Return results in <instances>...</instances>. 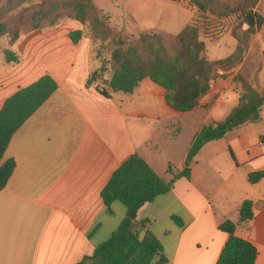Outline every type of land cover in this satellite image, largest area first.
<instances>
[{
    "label": "crops",
    "instance_id": "obj_1",
    "mask_svg": "<svg viewBox=\"0 0 264 264\" xmlns=\"http://www.w3.org/2000/svg\"><path fill=\"white\" fill-rule=\"evenodd\" d=\"M163 2L190 8L198 18L186 0ZM162 21L167 26L178 23V17L169 21L164 14ZM80 28L79 23L67 20L54 35L21 37L12 50L18 57L15 64H7L1 52L0 109L9 96L45 75L58 87L15 133L3 156V162H15V170L0 191V264H77L91 256L125 216L119 203L108 213L101 198L114 171L137 153L158 176L170 181L171 162L157 168L141 148L156 152L158 145L152 136L172 142L178 139L181 122H186L191 128L186 158L200 129L223 121L238 104L234 79L243 64L219 71L209 92L189 113L172 109L166 91L149 79L131 95L116 93L106 98L96 89L101 80L87 86L90 73L98 69L91 60L89 40L82 38L75 45L69 39L68 33ZM263 28L264 24L258 33ZM152 32L180 33L152 30L142 34ZM229 39L232 50L227 57L234 52L236 41L231 35L215 40L221 44ZM258 49L264 50V35L255 34L249 52ZM263 70L264 66L258 69V82ZM110 77V73L104 75V79ZM258 89L263 90L264 84ZM224 100L232 103L229 110H222ZM143 120L151 123V129L142 128ZM260 122L264 123V109ZM247 126L206 143L191 163L190 181L176 180L171 192L139 211L137 221L147 220L163 247L164 264H216L228 238L218 229L225 220L236 223V235L255 246L256 264H264V178L254 185L248 182L249 174L264 171V134L249 137ZM245 200L253 204L254 218L248 227L238 223Z\"/></svg>",
    "mask_w": 264,
    "mask_h": 264
},
{
    "label": "trees",
    "instance_id": "obj_2",
    "mask_svg": "<svg viewBox=\"0 0 264 264\" xmlns=\"http://www.w3.org/2000/svg\"><path fill=\"white\" fill-rule=\"evenodd\" d=\"M30 0H23L28 4ZM200 20H226L234 18L231 37L236 41L232 55L227 58L208 61L205 43L200 39L196 23L186 26L178 35L139 34L130 42L114 34L105 14L94 4V0H41L17 11V26L7 21L10 7L0 6V38H8L14 45L25 29L28 16L29 31L55 26L60 19L75 21L81 28L68 33L73 44L88 38L95 48L91 49V60L98 64L87 80V86L100 84L96 89L106 98L112 94L131 95L139 84L149 79L166 91L167 104L179 113H189L210 90L211 82L218 72H228L238 67L246 54L252 37L263 24L264 17L256 10L261 0H186ZM246 27V29H243ZM91 35H84V29ZM111 48L109 59L104 54ZM5 62H18L16 54L3 51ZM110 72V79L104 75ZM245 76L239 74L234 82L239 88L237 106L220 122L204 125L194 136L186 155L183 169L174 173L171 166L168 173L172 179L166 181L137 153L132 154L114 171L101 192V198L108 213L115 203L125 208V216L108 240L97 246L93 254L77 264H156L166 262L163 247L149 230L147 220L137 221L139 211L157 197L168 194L176 180L191 179V163L202 147L209 142L222 139L226 134L246 124L257 123L264 109V89L253 87ZM57 84L45 75L29 86L9 96L0 109V191L10 180L15 162H3L4 153L15 133L57 90ZM264 178V171L248 175V182L257 184ZM252 202L245 200L239 209L238 223L248 227L253 220ZM173 220L182 226L177 218ZM218 229L227 234V241L216 264H256L258 252L255 246L236 235V223L225 220Z\"/></svg>",
    "mask_w": 264,
    "mask_h": 264
},
{
    "label": "rangeland",
    "instance_id": "obj_3",
    "mask_svg": "<svg viewBox=\"0 0 264 264\" xmlns=\"http://www.w3.org/2000/svg\"><path fill=\"white\" fill-rule=\"evenodd\" d=\"M40 1L41 0H30L28 4H23V0H0V6L4 8L10 7V10L7 11V21L10 26L16 27L17 19L15 18V15L17 11L29 6V4H39ZM94 4L105 14L104 17L107 23L109 22V26L111 27L113 33H118L120 38L125 42H130L137 35L150 32L152 30H169V32L172 33L180 32V30H182L184 26L188 25L196 16L190 8L183 7L182 5H179V7L173 5L168 6L165 2H163V0H94ZM256 11L264 17V1L258 5ZM164 14L169 17V21H173L175 17H178V23L172 24V22H169L166 26L165 22L162 21ZM27 20L28 16L26 15L24 16L23 21L27 22L25 29L28 32L21 33V37H26L27 35H54V31L67 21V19L63 18L60 19L53 27L29 31L30 23ZM194 20L196 25L199 27L200 39L206 46V58L223 59L227 57L232 50V44L230 42L232 40L229 39V42H221V44L215 40H217L219 35H231V30L235 22L234 18L215 21L200 20L196 16ZM243 29H246V27ZM84 35H87L88 37L91 33L85 28ZM256 35H264V28ZM16 43L11 46L8 38H0V55L1 52L6 49L13 50ZM90 44L91 49H94L96 45L91 42ZM254 48H256V46ZM110 52L111 48L105 52V60L109 59ZM241 64H243V68L239 74L248 78V82L259 90L258 88L264 84V70L259 76V82L257 78L258 69L264 66V50L261 51L258 49L256 53H254L253 50V53H250L248 48ZM109 73L110 72L106 73V75ZM257 85L259 86L258 88L256 87ZM231 104L232 103L230 101L224 100V108H222V110H229L232 106ZM142 122V128L146 131L151 129V123L146 120H143ZM181 125L182 130L179 132L178 139L172 142L165 143L160 141L157 136H152L158 145L157 148L154 149L157 150L156 152L152 153L150 150L147 151L145 148H141L142 154L145 155L146 159L152 165H155L158 168V166H161V164L163 165L165 162H171V167L174 170V173L180 172L183 169V161L191 139V128L188 124L186 125V122H181ZM245 131L249 137L258 138L264 134V123L260 122L248 124ZM158 172H160L161 176L164 174L162 173V169H158ZM233 216L235 215L233 214Z\"/></svg>",
    "mask_w": 264,
    "mask_h": 264
},
{
    "label": "built area",
    "instance_id": "obj_4",
    "mask_svg": "<svg viewBox=\"0 0 264 264\" xmlns=\"http://www.w3.org/2000/svg\"><path fill=\"white\" fill-rule=\"evenodd\" d=\"M262 142H264V139H263V141Z\"/></svg>",
    "mask_w": 264,
    "mask_h": 264
}]
</instances>
